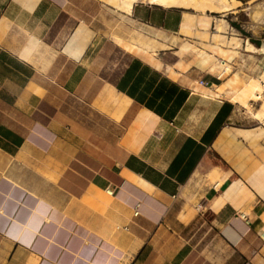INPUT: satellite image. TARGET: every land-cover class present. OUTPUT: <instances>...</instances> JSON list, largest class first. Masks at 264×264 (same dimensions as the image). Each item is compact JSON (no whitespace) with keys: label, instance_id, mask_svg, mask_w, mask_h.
Segmentation results:
<instances>
[{"label":"crops","instance_id":"1","mask_svg":"<svg viewBox=\"0 0 264 264\" xmlns=\"http://www.w3.org/2000/svg\"><path fill=\"white\" fill-rule=\"evenodd\" d=\"M105 5L0 0V264H264V124L231 99L264 48Z\"/></svg>","mask_w":264,"mask_h":264},{"label":"rangeland","instance_id":"2","mask_svg":"<svg viewBox=\"0 0 264 264\" xmlns=\"http://www.w3.org/2000/svg\"><path fill=\"white\" fill-rule=\"evenodd\" d=\"M99 2L107 3L106 0H98ZM239 5H233L234 0H228L232 7L227 11L214 12L210 10H201L200 8L172 6L164 7L159 4H153L146 1H138L143 8H150L153 14L159 19L163 15V10H169L177 21L181 18L180 29L175 33L176 42L170 41L171 44L181 45V50L192 48L195 55L201 50H204L195 45L181 44L182 34L188 38L197 36L204 40H209L215 45V50L222 54L225 53L227 48L239 53L240 48H244V37L250 36V39L256 40L260 45L264 42V0H240ZM107 8L114 12H119L117 7L112 5H105ZM99 5L96 4L95 9L98 11ZM103 14L105 12H102ZM107 13V12H106ZM109 14V13H107ZM114 19V18H113ZM141 29V28H140ZM142 30V29H141ZM145 32V30H142ZM167 33V32H166ZM173 36V34L169 33ZM255 34V35H253ZM167 35V34H165ZM171 38V37H170ZM167 39V38H165ZM126 40V39H125ZM202 40V39H201ZM128 41V40H126ZM249 41V40H248ZM253 43V42H252ZM258 54V53H257ZM254 65V73L257 74L260 70L264 69V53H259ZM210 69V65H209ZM211 70V69H210ZM213 71V70H211ZM218 74V71H213ZM260 100H252V108L257 109L260 106ZM245 117L244 121H251L252 123L260 122L256 119L253 113L248 112L243 108ZM262 124L264 122L261 121ZM208 171H200L195 180L185 184L183 190V197L181 198V205H187L190 210L197 209L201 205V199L204 194L205 188L210 185V178ZM187 203V204H186ZM190 205V206H189ZM180 207V204L178 206Z\"/></svg>","mask_w":264,"mask_h":264},{"label":"bare ground","instance_id":"3","mask_svg":"<svg viewBox=\"0 0 264 264\" xmlns=\"http://www.w3.org/2000/svg\"><path fill=\"white\" fill-rule=\"evenodd\" d=\"M106 1L108 5L115 6L120 11H124L127 13L132 11L133 6L138 1H142V2L146 1L149 3H153V4L162 5L164 7H172V6L192 7L194 6L204 11L210 10L214 12H223L225 10L227 11L228 9L232 7V4L228 2V0H106ZM240 3H241L240 0H234L233 5H239ZM114 39L118 43H122V39L124 38L120 35L115 34ZM201 39L204 40L203 38ZM124 45L125 46L132 45L135 48L136 47L141 48V49H144L145 51L148 50V47H144L133 40L131 41L128 40V42ZM244 48L249 49L250 51H259V48L254 43L248 40L244 44ZM154 50L155 49H153L152 51ZM231 72H232L231 66L228 64H224L219 74L231 73ZM235 92H236V95L232 96L231 99L238 101L240 104L246 107L250 112H252L256 119L263 122L264 121V71L258 77L250 79L249 82L245 83L239 89H236ZM249 100L251 101L260 100L261 101L260 106L257 109L253 110L249 103ZM220 174H221V171H219L218 169H214L208 175H209V178L214 183L218 182L217 184H219L221 183Z\"/></svg>","mask_w":264,"mask_h":264},{"label":"built area","instance_id":"4","mask_svg":"<svg viewBox=\"0 0 264 264\" xmlns=\"http://www.w3.org/2000/svg\"><path fill=\"white\" fill-rule=\"evenodd\" d=\"M199 82L202 83V84H206L207 83V81L204 78H200ZM110 191H112V190H110Z\"/></svg>","mask_w":264,"mask_h":264},{"label":"trees","instance_id":"5","mask_svg":"<svg viewBox=\"0 0 264 264\" xmlns=\"http://www.w3.org/2000/svg\"><path fill=\"white\" fill-rule=\"evenodd\" d=\"M258 46H260V47H263V48H264V44H261V45H258Z\"/></svg>","mask_w":264,"mask_h":264}]
</instances>
